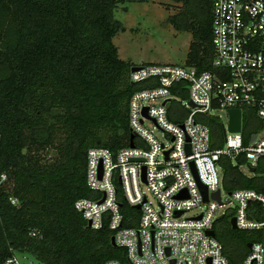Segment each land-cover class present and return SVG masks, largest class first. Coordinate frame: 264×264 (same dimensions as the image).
I'll return each mask as SVG.
<instances>
[{
	"label": "trees",
	"instance_id": "obj_1",
	"mask_svg": "<svg viewBox=\"0 0 264 264\" xmlns=\"http://www.w3.org/2000/svg\"><path fill=\"white\" fill-rule=\"evenodd\" d=\"M145 1L0 0V173L7 175L0 186V264L13 252L43 264H126L107 227L87 228L74 203L94 196L85 182L87 150L128 144V101L138 86L130 81L134 64L113 42L122 29L114 10ZM178 1L183 10L173 22L191 33L185 63L211 69L212 0ZM205 122L219 146L220 123L212 116ZM49 149L55 155H41ZM220 164L226 191L264 193L260 168L248 176L228 158ZM230 216L216 219L213 230L237 264L249 242L264 245V227L232 229Z\"/></svg>",
	"mask_w": 264,
	"mask_h": 264
},
{
	"label": "built area",
	"instance_id": "obj_2",
	"mask_svg": "<svg viewBox=\"0 0 264 264\" xmlns=\"http://www.w3.org/2000/svg\"><path fill=\"white\" fill-rule=\"evenodd\" d=\"M211 13L212 68L200 71L185 62L134 65L130 81L138 87L128 101V144L86 152L85 182L94 196L77 199L74 207L91 229L107 227L115 246L125 250L126 264H230L221 242L207 234L216 219L231 214L237 229L264 227V193L226 191L220 164L222 158L234 166L245 161L254 168L251 175L257 167L264 175V0H212ZM231 108L241 110L239 132L227 131ZM213 110L225 112L227 121L212 116ZM209 116L220 123L219 146L205 122ZM251 118L257 125H246ZM191 162L208 194L220 191V202L211 197L204 202ZM6 179L0 173V186ZM223 190L233 207L222 209ZM183 191L186 196L175 197ZM120 200L130 208L126 213ZM3 264L43 263L13 252ZM103 264L122 263L108 259ZM237 264H264V245L251 242Z\"/></svg>",
	"mask_w": 264,
	"mask_h": 264
},
{
	"label": "rangeland",
	"instance_id": "obj_3",
	"mask_svg": "<svg viewBox=\"0 0 264 264\" xmlns=\"http://www.w3.org/2000/svg\"><path fill=\"white\" fill-rule=\"evenodd\" d=\"M183 10L182 2L178 0H148L145 2H126L119 5L114 10V18L122 24L120 29L113 37V42L117 47L120 58L135 64L151 62H173L182 63L185 61L188 51L190 32L181 27H176L173 19L177 12ZM221 116L223 122L227 121V115L221 110H213L212 116ZM257 125L256 120L246 119V125ZM145 125L152 128L150 122ZM159 139L164 140L161 131L154 130ZM55 155L53 149L41 151ZM239 169L246 175H251L245 161L237 163ZM141 189L152 203L154 199L145 185ZM224 207H233L231 201L226 198V191L223 190ZM221 209V210H222ZM192 210L186 215L196 213Z\"/></svg>",
	"mask_w": 264,
	"mask_h": 264
},
{
	"label": "water",
	"instance_id": "obj_4",
	"mask_svg": "<svg viewBox=\"0 0 264 264\" xmlns=\"http://www.w3.org/2000/svg\"><path fill=\"white\" fill-rule=\"evenodd\" d=\"M136 68L137 67L133 66L131 68V70L133 71ZM191 105H193V104L191 103ZM144 113H145V109H144ZM227 113H228V117H229L228 125H227V131H229V132H239L241 130V110L238 109V108H231V109H228ZM222 134L225 135L224 127L222 128ZM130 146H133V135L132 134L130 135ZM190 164H191V169L193 171V174H194V176H195V178L197 180L199 190H200V192H201V194L203 196L204 202H207L209 197H211V198L217 200L218 202H220V191L216 190L215 192H212V193L208 194V190H207L206 185L202 184L198 180L196 168H195L193 162H191ZM250 171H254V168L250 167ZM183 196H186V193L184 191L178 193L175 197L176 198H180V197H183ZM137 207H139V206H137ZM180 213L181 212H177L176 215H179ZM229 224H230L232 229H237V225L235 223V217H231L229 219ZM87 228H90V222L87 223ZM207 234L210 235V236H215L214 230H207ZM111 243H112V245L115 246V242H114L113 237H111ZM247 246L250 247L251 246V242H249Z\"/></svg>",
	"mask_w": 264,
	"mask_h": 264
},
{
	"label": "crops",
	"instance_id": "obj_5",
	"mask_svg": "<svg viewBox=\"0 0 264 264\" xmlns=\"http://www.w3.org/2000/svg\"><path fill=\"white\" fill-rule=\"evenodd\" d=\"M190 35H191V33H190ZM190 40H191V38H190ZM189 43H190V41H189ZM119 55V54H118ZM119 57H120V55H119ZM122 59V58H121ZM123 60V59H122ZM185 62V61H184ZM130 63H132V64H134V65H137V64H135L134 62H130ZM151 63H158V62H151ZM162 63V62H161ZM164 63V62H163ZM183 63V62H182ZM145 64V63H144Z\"/></svg>",
	"mask_w": 264,
	"mask_h": 264
}]
</instances>
